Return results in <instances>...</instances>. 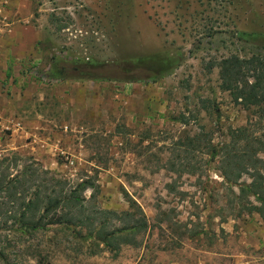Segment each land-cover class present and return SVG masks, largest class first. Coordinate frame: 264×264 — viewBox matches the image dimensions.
Returning a JSON list of instances; mask_svg holds the SVG:
<instances>
[{"label": "rangeland", "instance_id": "1", "mask_svg": "<svg viewBox=\"0 0 264 264\" xmlns=\"http://www.w3.org/2000/svg\"><path fill=\"white\" fill-rule=\"evenodd\" d=\"M232 55L264 56V0H0V161L17 157L67 187L91 181L86 230L148 225L117 255L68 233L44 263L22 264H264V217L240 194L264 151L235 159L249 168L239 179L225 155L243 154L232 129L262 136L264 118L221 87ZM54 56L103 64L111 79L41 80Z\"/></svg>", "mask_w": 264, "mask_h": 264}, {"label": "trees", "instance_id": "2", "mask_svg": "<svg viewBox=\"0 0 264 264\" xmlns=\"http://www.w3.org/2000/svg\"><path fill=\"white\" fill-rule=\"evenodd\" d=\"M256 35V32L236 31V36L244 41H251ZM157 59L143 58L137 63L152 65ZM179 59L180 57L175 60L176 64ZM62 62L72 64L71 70L62 66ZM174 63L173 58H167L165 64L155 68L157 75L167 72L168 67L173 66ZM102 65L93 61L85 62L80 58L68 60L54 56L48 69L38 70V78L48 82L67 79H111L98 71ZM133 76L124 79L143 80L141 77ZM221 79V87L231 94L236 104L247 110L254 108L259 121L264 118V56L252 55L242 58L232 55L230 58H225L221 63ZM146 81L149 79L146 78ZM251 126L246 125L230 131L231 142L239 144L245 141L240 147L243 154L232 153L231 150L225 153L228 162L231 161L228 168H238L236 174L238 179L244 171L249 172V168L239 169V162L235 159L246 157L245 153L248 149L253 154L256 150L264 151V135L255 137L251 133ZM222 148H229V146L224 144ZM8 160L9 158H4L0 161V261H7V264H22L24 259L19 256L26 255L39 263H44L50 253H53L51 251L55 248L53 246H59L62 242L60 241L62 234H70L71 237L81 239L84 243L91 240L96 247L94 254L98 253L101 245L103 249L114 252V255L120 252L122 245L131 243L138 245L137 236L144 233L148 226L143 218L136 219L134 224L115 228L112 231L106 229V223L86 230L85 225L90 220L86 219L83 212L85 198L82 194L93 185L91 181L87 180L76 186L67 187L69 185L67 180L39 178V167L34 164H28L20 170L17 157L14 163ZM233 160L234 163H232ZM12 169L17 172L13 174ZM223 172L225 178L232 181L229 170L224 168ZM251 175L254 178L253 181L241 185L240 194L255 196L257 204L250 202L251 209L264 217V170L257 169ZM133 207L135 208V201H131L130 208ZM125 214L136 218L132 211ZM52 231L54 234L50 235ZM10 256L13 257L10 258Z\"/></svg>", "mask_w": 264, "mask_h": 264}]
</instances>
